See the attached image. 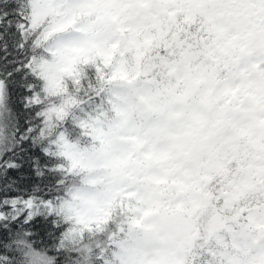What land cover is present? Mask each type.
Segmentation results:
<instances>
[{
    "label": "snow or ice",
    "instance_id": "obj_1",
    "mask_svg": "<svg viewBox=\"0 0 264 264\" xmlns=\"http://www.w3.org/2000/svg\"><path fill=\"white\" fill-rule=\"evenodd\" d=\"M0 264H264V0H0Z\"/></svg>",
    "mask_w": 264,
    "mask_h": 264
}]
</instances>
